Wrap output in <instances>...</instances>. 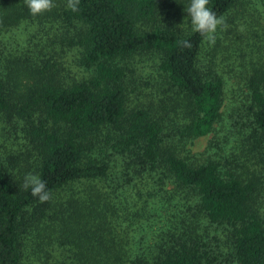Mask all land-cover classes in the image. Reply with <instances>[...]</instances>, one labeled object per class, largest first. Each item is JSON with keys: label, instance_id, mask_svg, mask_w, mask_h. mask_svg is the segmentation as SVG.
Returning <instances> with one entry per match:
<instances>
[{"label": "trees", "instance_id": "16d2710c", "mask_svg": "<svg viewBox=\"0 0 264 264\" xmlns=\"http://www.w3.org/2000/svg\"><path fill=\"white\" fill-rule=\"evenodd\" d=\"M53 2L33 16L0 0V34L29 28L28 49L0 58V264H264V28L233 16L210 43L192 31L191 0ZM238 3L208 7L225 18ZM49 47L78 51L91 75L61 81ZM142 56L152 71L136 84L122 63ZM230 74L246 98L239 151L194 164L182 146L219 123ZM29 173L48 202L23 187ZM166 182L176 223L133 248Z\"/></svg>", "mask_w": 264, "mask_h": 264}, {"label": "rangeland", "instance_id": "374dc122", "mask_svg": "<svg viewBox=\"0 0 264 264\" xmlns=\"http://www.w3.org/2000/svg\"><path fill=\"white\" fill-rule=\"evenodd\" d=\"M263 3L264 0H239L236 8L229 12L223 19L225 20L226 25H228L229 22H232L234 16V22L239 24V29L246 27L245 22L247 24H253L254 28L257 29L264 28ZM28 29L29 28L22 26L18 29L13 28L6 33L0 34V58L7 57L8 54L6 53L9 51L16 52L21 50L27 42L26 32ZM224 30L225 27L223 25L219 26L216 36L222 38ZM26 48L28 49L27 44L22 49ZM48 51L55 60V66L61 81L73 83L87 79L91 75V71H87L79 65L78 51L73 49L68 50L66 48L60 50L55 47H49ZM18 54L20 53H17V55ZM150 59H152L151 56H142L137 59L128 60L127 63H122V66L128 69V72L130 73L128 76H130L131 81H135L136 84H141L144 79L151 75L152 64ZM2 70L3 69L0 68L1 72H3ZM240 77V74H230V76L226 78L227 87L221 109L222 118L219 123L214 125V129L204 137L189 139L182 146L183 157H187V159L194 164L205 163L207 160L216 159V155L229 156L231 153L239 151L237 148V141L245 131V126L243 125L245 109L241 107V102L246 101L245 94H243L241 90V86H243L244 81H242ZM147 81L151 80L149 79ZM148 91L149 90H146L145 92ZM141 92L142 91L140 89H135L136 95L130 93V97H139ZM164 186V190L159 193V197L154 202V209H156V211H152V209L150 210L151 218L148 223L140 221V223L133 226L130 235V245H132L133 248L140 245H143L144 248L147 247L156 237H159L161 234H165L174 222L176 223V217L179 213H177L173 207H169L168 204L165 203V191L172 189L173 185L167 184L166 182ZM261 193V198L264 200V189ZM131 197L128 198L129 202L136 199ZM151 203L152 201L150 204ZM260 207L264 212V201ZM205 221L206 220L200 218L197 224H200V226H207L208 224ZM122 226L126 227L127 223ZM210 227V231L213 232L215 227ZM221 229L222 228H220V231ZM202 231L205 232V229ZM220 238L221 237H219V241L217 239L213 241L215 243L220 242ZM141 240L142 244L140 243ZM218 245L219 244H215V246Z\"/></svg>", "mask_w": 264, "mask_h": 264}, {"label": "clouds", "instance_id": "9594fccd", "mask_svg": "<svg viewBox=\"0 0 264 264\" xmlns=\"http://www.w3.org/2000/svg\"><path fill=\"white\" fill-rule=\"evenodd\" d=\"M80 0H68L67 7L73 12L79 10ZM25 3L33 16L42 15L50 12L56 7L53 0H25ZM209 0H191L187 13L190 17L192 31L199 33L208 42L215 43V34L219 26L227 25L222 17H217L216 13L208 7ZM185 47H191L188 41H184ZM23 187L27 190L31 188V195L38 197L41 203L48 202L51 199V193L46 188V183L35 174L29 173L25 176Z\"/></svg>", "mask_w": 264, "mask_h": 264}]
</instances>
